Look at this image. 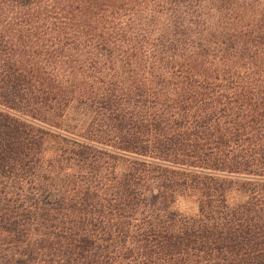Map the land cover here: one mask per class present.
I'll return each mask as SVG.
<instances>
[{"label": "trees", "instance_id": "16d2710c", "mask_svg": "<svg viewBox=\"0 0 264 264\" xmlns=\"http://www.w3.org/2000/svg\"><path fill=\"white\" fill-rule=\"evenodd\" d=\"M0 264H264V0H0Z\"/></svg>", "mask_w": 264, "mask_h": 264}, {"label": "rangeland", "instance_id": "374dc122", "mask_svg": "<svg viewBox=\"0 0 264 264\" xmlns=\"http://www.w3.org/2000/svg\"><path fill=\"white\" fill-rule=\"evenodd\" d=\"M178 207L182 211H187L190 208L192 209L193 204L191 202H188V201L180 200V202L178 203Z\"/></svg>", "mask_w": 264, "mask_h": 264}]
</instances>
